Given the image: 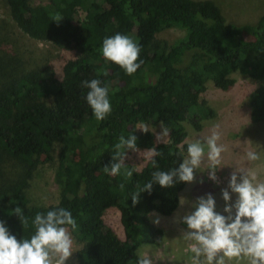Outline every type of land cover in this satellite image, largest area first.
I'll return each instance as SVG.
<instances>
[{
    "label": "trees",
    "instance_id": "1",
    "mask_svg": "<svg viewBox=\"0 0 264 264\" xmlns=\"http://www.w3.org/2000/svg\"><path fill=\"white\" fill-rule=\"evenodd\" d=\"M3 1L21 33L76 55L60 77L32 69L0 82V151L21 169L0 187V264H46L62 226L80 244L73 264H145L136 247L162 234L147 214H171L187 181L183 122L199 129L214 115L199 99L205 82L227 89L234 72L258 81L249 118L264 122V10L237 26L212 0ZM165 28L182 35L157 38ZM157 123L166 140L136 127ZM54 144L58 199L29 205L28 180ZM132 146L150 151L139 169L119 162ZM110 207L124 238L103 222Z\"/></svg>",
    "mask_w": 264,
    "mask_h": 264
},
{
    "label": "rangeland",
    "instance_id": "2",
    "mask_svg": "<svg viewBox=\"0 0 264 264\" xmlns=\"http://www.w3.org/2000/svg\"><path fill=\"white\" fill-rule=\"evenodd\" d=\"M41 1L45 0H33ZM212 1L225 21L237 26L254 23L264 10V0ZM180 35V29L165 28L157 38L172 41ZM75 55L71 48L21 33L0 0V82L32 69L60 77L64 62ZM231 77L233 84L227 89L205 82L199 99L212 107L211 118L202 120L199 129L183 122L190 146L183 157L187 181L171 214H147L162 234L136 247L145 264H264V122L249 118V95L259 82L238 72ZM136 127L151 131L156 140L167 138L159 123ZM58 149L54 144L51 159L40 162L28 180L29 205L57 201ZM149 154L146 148L128 147L119 162L139 169ZM20 170L18 162L0 151V187L14 181ZM103 222L124 238L115 207L105 210ZM79 247L68 227L57 228L47 247L46 264H73Z\"/></svg>",
    "mask_w": 264,
    "mask_h": 264
}]
</instances>
